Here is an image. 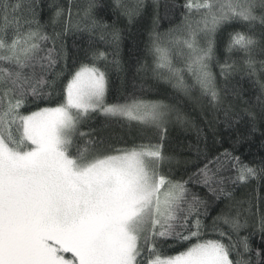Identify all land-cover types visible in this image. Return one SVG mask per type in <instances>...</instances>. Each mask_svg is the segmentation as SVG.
<instances>
[{
    "label": "snow or ice",
    "instance_id": "1",
    "mask_svg": "<svg viewBox=\"0 0 264 264\" xmlns=\"http://www.w3.org/2000/svg\"><path fill=\"white\" fill-rule=\"evenodd\" d=\"M105 7L0 0V264H264L250 243L264 199L234 196L264 183V160L236 155L264 134V0H115L110 22ZM148 7L145 61L109 103L125 29ZM69 36L86 43L70 51ZM160 81L206 127L175 96L146 98ZM219 126L247 136L221 151ZM172 127L195 142L169 149Z\"/></svg>",
    "mask_w": 264,
    "mask_h": 264
},
{
    "label": "trees",
    "instance_id": "2",
    "mask_svg": "<svg viewBox=\"0 0 264 264\" xmlns=\"http://www.w3.org/2000/svg\"><path fill=\"white\" fill-rule=\"evenodd\" d=\"M78 3L84 4L86 0H77ZM115 0H99V3L105 5L102 15L104 16L106 22H110L111 19H114L111 15L112 8L111 6L114 4ZM127 2L132 3L134 0H127ZM147 5L151 4V0H145ZM177 3L182 5L184 0H177ZM152 9L151 7L147 8V13L143 18L142 25L133 26L131 28L125 29L124 38L121 43V50H120V57L124 64L125 69L127 70L125 73H122L125 77V83L122 85L121 80L115 75H112V83L110 85V90L108 93V102L112 103L117 100L118 97L121 98V94H127L132 90L133 86V77L135 74V68L137 66V61L143 63L146 57V47L148 44V30L152 27ZM179 16V13H177ZM46 18V17H45ZM126 23V21H125ZM123 27V25H121ZM170 27V23L168 19H162L159 22L158 30L163 32L166 31ZM236 30H239L237 28ZM228 31H232V29H228ZM226 36V33H225ZM86 41L79 36L73 37L69 36L67 38V45L70 51H74V45H78L83 47ZM223 48L221 46V53ZM219 59L221 62L224 60V56L222 54H218ZM148 62H151V57H148ZM174 62L176 63L177 67L182 66L181 58L178 54H174ZM219 67L214 68V72L217 75L218 80L219 77ZM239 79V77H236ZM190 81V78H188ZM222 83V81H221ZM245 89L249 92H254L255 90L252 89L251 85L247 82L243 83ZM177 97L180 99V106L185 107L187 106V110L192 112L193 117L195 118V124L198 127H206L202 123L200 111L198 108L193 110V106L190 101L187 100L186 97H183V94L178 92L175 88L172 87L171 84L165 83L160 81L156 84V91L149 94L148 99H163L165 97ZM82 131H87V129H82ZM220 137L223 139V147L220 148L223 151L224 147L229 148L231 150V142L237 136L244 134L247 136V132L244 130L243 127L237 130H228L222 126L217 128ZM135 136L136 133L133 132ZM170 141L167 147L172 149L177 147V145L182 142L183 144L187 145L189 142H195L196 140V131L195 128L191 130H182L176 127H172L169 130ZM219 147V145H217ZM237 152L236 155H239L241 159L245 161V163L255 162L259 164L261 160H264V134H262V130L258 127L257 130L251 135L248 136L247 139L241 140V143L237 145ZM234 196L236 199H246L249 196L256 198L259 197L264 199V183L254 181L248 183L246 185L238 186L237 190L234 192ZM223 207V205H221ZM252 247L256 249L264 248V238H262L261 234L257 232L254 236H252L250 241Z\"/></svg>",
    "mask_w": 264,
    "mask_h": 264
}]
</instances>
